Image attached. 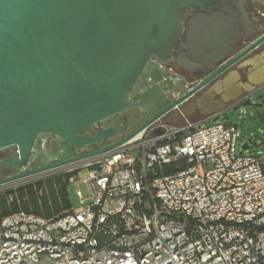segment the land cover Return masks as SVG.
<instances>
[{
  "label": "water",
  "instance_id": "1",
  "mask_svg": "<svg viewBox=\"0 0 264 264\" xmlns=\"http://www.w3.org/2000/svg\"><path fill=\"white\" fill-rule=\"evenodd\" d=\"M254 1L264 5V0ZM214 2L0 0V150L15 147L0 159V169L24 167L36 137L42 133H52L70 147V157L0 178V185L121 146L171 110L181 112L191 95L264 41L263 33L234 52L239 35L231 31L233 25L222 21L221 10L207 17L197 16L183 32L181 8L204 9ZM176 55L182 58L180 65L185 68H193L194 63L212 72L176 98L156 85L131 99V91L149 61L164 66ZM257 91L247 89L245 100L232 109L247 106L264 124V98L263 94L255 96ZM254 96L261 100L254 101ZM236 99L227 98L226 102ZM157 101L164 102V107L122 137L75 153L78 147L93 146L117 133L114 125L94 134L82 133L84 129L129 110L145 114ZM228 109L221 113L222 118H226ZM250 143L247 140L241 149H248Z\"/></svg>",
  "mask_w": 264,
  "mask_h": 264
},
{
  "label": "built area",
  "instance_id": "2",
  "mask_svg": "<svg viewBox=\"0 0 264 264\" xmlns=\"http://www.w3.org/2000/svg\"><path fill=\"white\" fill-rule=\"evenodd\" d=\"M162 118L70 170L77 207L0 217V264H264L261 154L219 114Z\"/></svg>",
  "mask_w": 264,
  "mask_h": 264
},
{
  "label": "rangeland",
  "instance_id": "3",
  "mask_svg": "<svg viewBox=\"0 0 264 264\" xmlns=\"http://www.w3.org/2000/svg\"><path fill=\"white\" fill-rule=\"evenodd\" d=\"M167 68L165 66H160L155 60L149 61L144 71L140 75L136 85L131 91L130 97L131 99H137L143 93L154 87L155 85H163L165 89V93L168 96H171L170 92H176L181 89V83L176 75H172L169 78V74ZM173 74V73H172ZM249 74V73H248ZM163 77H166V80H163ZM253 100H257L254 96ZM160 101L155 102L149 107V110L142 115V117L133 118L136 115L135 110H129L124 112L123 114L118 115L114 119H108L104 122L98 123L97 125L103 124L106 125L108 123H114V125L118 128V132L116 135L107 138L103 141H100L93 146L90 147H78L75 149L76 154H81L86 151H90L92 149L101 147L109 142H112L129 131L135 128L137 125L141 124L147 117H149L152 112L157 108L156 105ZM264 111V105L261 108ZM174 113V114H173ZM178 111L171 110L167 114H165L162 118L163 121L168 123L171 126L179 125L180 119L175 117ZM226 118H222L220 116V120L225 124H232L237 126V130L239 132V141L243 143L247 140H251L250 147L244 152L251 154H264V124L259 122V120L254 116V112L251 108L247 106L240 105L237 109H228L226 113ZM125 127H121V123H125ZM96 124L90 126L82 131V133L89 134L93 133L96 129ZM15 150L14 146L7 147L0 150V159L11 154ZM70 157V147L69 144L57 137L52 133H42L36 137L34 145L32 147L31 154L27 160V163L24 167H13V168H2L0 169V178L15 175L22 173L24 171H28L31 169H35L37 167H41L50 163H53L58 160L66 159ZM81 162L69 164L67 166H62L58 168H54L45 172H41L39 174H35L32 176H28L22 179H18L3 185H0V193H6L8 191H15L18 187H23L26 185H34L38 181H45L48 178L56 177L57 175L68 173L71 169H73L76 165L81 164ZM78 179H82L84 174L87 172L86 168L76 170ZM70 181V180H69ZM79 188L84 195L87 194V186L84 183L79 184ZM76 185L73 183H69L68 191L71 203L73 207H77L79 205V200L75 195Z\"/></svg>",
  "mask_w": 264,
  "mask_h": 264
},
{
  "label": "flooded vegetation",
  "instance_id": "4",
  "mask_svg": "<svg viewBox=\"0 0 264 264\" xmlns=\"http://www.w3.org/2000/svg\"><path fill=\"white\" fill-rule=\"evenodd\" d=\"M226 1L222 0H215L214 3H209L205 6L204 9H201L199 6H191V7H183L181 8V16H182V24H183V32L187 31V28L190 25V21H193L197 16L204 15L210 16L214 12H219L220 10L223 11L221 17L224 23H229L233 28L231 31L233 34L239 35V46L234 50V52H239L243 48L247 47L251 43H253L256 39H258L264 33V5L261 4L259 1L254 0H235L233 2L225 3ZM264 49V41L257 45L254 49L251 50L246 56L240 59L238 62L230 66L224 72H222L219 76L211 80L207 83L204 87L200 90L196 91L193 95L190 96L187 103L184 105L188 107L190 103H196L202 95L207 93L209 90L212 91L214 98L213 102H217L219 104L213 111L216 114L223 113L228 107L231 109L240 101L245 100L247 89H243L238 93L236 82L237 77L242 82H248L250 88H254L258 90L255 93L256 95L263 94L264 98V79L259 83H251L248 78L249 69L252 67V63H244L245 61H250L257 53H260ZM157 62V61H156ZM180 62H183L182 58L179 56H175L172 60L169 61L167 65L172 67L173 75H176L179 79V82L182 84L181 89L177 91L179 96L193 87L196 83L201 81L206 75L211 73L207 66H197V64L193 63V68L188 69L180 65ZM172 77V75H171ZM170 77V78H171ZM226 80V81H225ZM225 81V82H224ZM241 84V83H240ZM256 84H260L256 86ZM238 85V84H237ZM255 85V87H254ZM227 86V87H226ZM233 90V91H232ZM236 100L226 102L227 98H235ZM256 100V101H260ZM255 101V100H254ZM215 103V106L217 105ZM183 106V107H184ZM212 105V107H215ZM156 109L152 112V114L159 111L161 108L164 107V102L160 101L156 105ZM208 104H203L202 106H198L197 113L202 116L209 115L207 114L210 108H212ZM262 110V109H261ZM136 115L133 118L142 117L143 114L139 113L138 110H135ZM212 112V111H211ZM151 114V115H152ZM211 114V113H210ZM150 115V116H151ZM149 116V117H150ZM201 116V117H202ZM147 117L146 119H148ZM115 118V117H114ZM111 118V119H114ZM110 120V119H109ZM145 121V120H144ZM125 123H121V127H125ZM114 125V123H108L106 125L96 124V129L93 131L94 134L98 129ZM115 126V125H114ZM116 127V126H115ZM117 132L118 128L116 127Z\"/></svg>",
  "mask_w": 264,
  "mask_h": 264
},
{
  "label": "trees",
  "instance_id": "5",
  "mask_svg": "<svg viewBox=\"0 0 264 264\" xmlns=\"http://www.w3.org/2000/svg\"><path fill=\"white\" fill-rule=\"evenodd\" d=\"M261 170L264 172V154L260 156ZM172 165H164V172H172ZM76 171L63 173L34 185L18 187L15 191L0 193V217L23 211L44 218H53L72 207L68 186Z\"/></svg>",
  "mask_w": 264,
  "mask_h": 264
},
{
  "label": "crops",
  "instance_id": "6",
  "mask_svg": "<svg viewBox=\"0 0 264 264\" xmlns=\"http://www.w3.org/2000/svg\"><path fill=\"white\" fill-rule=\"evenodd\" d=\"M248 62L252 63V67H251V69H249V74H248L249 81L252 84L253 83H259V82L263 81V79H264V49L262 51H260V53H257L250 61H246L244 63H248ZM249 85L250 84L248 82L247 83L246 82L244 83V82L240 81L238 79V77H237V82H236V86L237 87L236 88L238 90V93L241 90H243V89L250 88ZM213 98H214V95H213L212 91L209 90L207 93H205L204 95H202V97H200L196 103H190V104H188V107H185V106L182 107L181 108L182 111L181 112L179 111L177 113V115L175 114V117L176 118H179L181 122L183 120H185V119H189V120L199 119L202 115H199L197 113L198 106L200 107L203 104H205V105L208 104L211 107H212V105L215 106V103H217V102H213L212 101ZM218 106H219V104L217 103V105L215 107L210 108L211 110H209L208 114L209 113H216L213 110L216 107H218ZM219 115H221V114H219Z\"/></svg>",
  "mask_w": 264,
  "mask_h": 264
},
{
  "label": "bare ground",
  "instance_id": "7",
  "mask_svg": "<svg viewBox=\"0 0 264 264\" xmlns=\"http://www.w3.org/2000/svg\"><path fill=\"white\" fill-rule=\"evenodd\" d=\"M246 62V61H245Z\"/></svg>",
  "mask_w": 264,
  "mask_h": 264
}]
</instances>
